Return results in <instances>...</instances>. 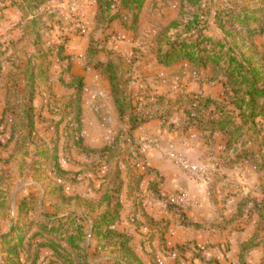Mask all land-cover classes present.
Segmentation results:
<instances>
[{"label": "rangeland", "instance_id": "374dc122", "mask_svg": "<svg viewBox=\"0 0 264 264\" xmlns=\"http://www.w3.org/2000/svg\"><path fill=\"white\" fill-rule=\"evenodd\" d=\"M11 1L6 0L5 3L0 4V10L5 8L0 11V56L3 57L5 52L6 58H11L15 52L19 53V45H16V42L21 41V54H18V60L24 64L16 65L17 72L6 64L3 71L4 78H0V121L2 117L4 118L0 125V139L2 138L0 140V264L6 257L5 251L11 249L4 239L9 235L12 227H25L34 233L44 225L45 217L50 218L58 213L55 208L61 203L57 204L50 196V190L56 183L54 177L49 176L50 172L47 171L52 165L43 160L44 154L51 152L54 147L57 148L61 167L70 173L66 194L75 200L95 199L102 192L103 187L107 188L108 185L105 186L102 182L108 171L107 168L103 165L100 168L95 167L99 163V149H105L116 135L121 136L123 125L118 120L111 102L110 85L106 79L101 78L95 68L100 64L105 65L115 61L121 66V73L130 71L132 73L124 81H129L128 93L134 96V103L138 105L139 112L145 111L146 114L151 115L160 112L159 115L161 114L164 120L161 122L166 133L163 139V144L166 145L162 154L164 161L181 172L165 157L171 152L176 158L184 156L195 164L213 166L223 173L212 178L211 183L206 187L209 191L207 203H200L199 208L191 209L185 214L168 205L169 199L176 195H184L192 199L184 193L171 194L163 199L158 196L166 209L154 204L148 211V205L141 203L139 211V208L128 210L124 217L129 222L127 228L134 235L135 250L146 261L153 251L148 244H145L146 238L152 233V228L138 226L139 221L133 217L134 210L139 212L136 216L137 218L139 216L143 222H147L150 216L158 221H168L169 219L162 220V218L168 217L166 214L169 211L178 216H191V219L197 222L198 228H201L194 232L195 230L185 229L176 223L172 233H168L173 250L177 252L178 248L182 250H179L182 254L180 259L178 258L180 264H190L191 254L198 255L194 248L189 247L191 243L199 247L200 253H203L201 257L207 262L216 258L221 264H264V222L263 230H259L257 216L253 218L248 210L239 215L236 210V206L246 199L264 203V170L261 173L254 171L255 165L250 162L240 163L235 169L229 167V158L234 157V149H238L237 153L255 152L264 164V148H262L264 129H257L262 132L260 135L253 133L245 135L243 140L245 146L232 143L227 148L225 137H217L213 144L208 143L195 127L187 130L190 119L184 114L188 108L185 103L199 95L223 100L226 80L222 77L220 81L208 85L205 83L207 76L195 78L186 62L171 68H163L157 64L159 49L161 48L163 53L168 50L166 43L168 38L173 43L175 40L182 41L187 37L184 25L191 20V15L198 14L204 22H207L204 36L214 43H223L225 37L207 15L209 11L213 13L219 10L226 4L225 2L236 3L241 8L258 10L264 5L257 7L251 4L250 0H203L200 7L193 10L186 0H149L140 16L137 34H133L126 31L120 22H115L110 28L98 25L97 20L100 21V18H98L97 0H51L37 10L34 9L35 3H29L32 0H18L17 4L20 7H12ZM177 23L180 24L175 28L174 24ZM78 27H85L87 35L82 36ZM228 30L231 32L230 26ZM227 39L234 42L232 38ZM254 41L264 52V34ZM29 59L32 60L31 68L39 77L38 82L33 84L36 91L32 104L29 103V86L25 80L23 81L20 73L21 70L25 73V63H28ZM66 60L67 62L69 60V63L64 64ZM71 61L73 76L83 77L86 82L84 137L86 143L95 151L94 155L86 153L88 150L86 147L80 149L67 140L62 133L63 127L56 131L54 128L50 129L51 125L47 123L61 120L63 107L71 96V93L60 84L64 70ZM15 74L18 75L17 87L20 95L5 96L6 90L7 93L12 92L10 88ZM64 79L66 83L69 82L68 77L65 76ZM157 97L163 99L161 106L156 101ZM180 99L183 100L184 105L177 104ZM4 104L7 110H4ZM22 105V109H18ZM29 108L34 110L35 128L31 136L29 128L31 119L29 116L26 118L24 114ZM15 109H18V122L8 121L15 115L13 112ZM12 132L18 134V143L15 138L7 145ZM147 134L151 135V130L141 129L135 134L136 136L134 135L135 142L142 146V152L145 151V145L141 139ZM120 144L126 151L131 150L128 138L120 140ZM152 144L160 145L159 142ZM67 148L70 150L68 151ZM136 161L135 164H138L141 170L143 163ZM94 172H97V175ZM151 174L155 177L153 172ZM131 180L130 177H123L127 185L135 179ZM112 182L114 179L111 180ZM141 195L146 199L142 191ZM22 205L25 206L23 211ZM75 206L76 204L73 203L59 214L71 212L76 209ZM167 215L170 216L169 213ZM141 231H145L144 236L138 234ZM256 233L257 237L254 238ZM242 244H247V247L243 249V257H240L238 247ZM162 247H164L163 242L155 243L156 250H159L158 257L159 254H164ZM170 250L165 247V254H170ZM165 254L166 258L162 257L164 262L173 264L172 258ZM89 256L92 262L99 264H113L116 258L111 253L96 254L94 243L89 250ZM51 258L52 254L45 251L41 257L42 264H54L53 262L59 264L56 259L52 258L51 261Z\"/></svg>", "mask_w": 264, "mask_h": 264}, {"label": "trees", "instance_id": "16d2710c", "mask_svg": "<svg viewBox=\"0 0 264 264\" xmlns=\"http://www.w3.org/2000/svg\"><path fill=\"white\" fill-rule=\"evenodd\" d=\"M5 1L2 0L0 4ZM50 1L32 0L29 3H35L34 9L37 10ZM148 2L149 0H97L98 18H100V21L97 20V24L110 28L115 22H120L126 31L137 34L140 16ZM186 2L194 10L200 7L203 0H186ZM17 3L18 0H12V7H20ZM225 3L219 10L213 13L209 11L207 14L224 35L223 43H214L204 36L207 22H204L198 14H193L191 20L184 25L187 37L182 41L175 40L173 43L168 38V42H166L168 50L163 53L161 48L159 49L157 64L163 68H171L186 62L191 67V73L195 78L207 76L205 83L208 85L220 81L222 77L226 80L223 100L195 96L193 100H188L185 103L188 108L184 114L190 119L187 130L195 127L208 143H213L214 137L221 135L225 137L226 146L229 148L232 143L237 146H245L246 143L243 142L245 135L250 133L260 135L262 132L257 129H264V52L262 47H259L254 41L264 34V7L261 6L264 5V0H250L251 4H255L257 7L261 6L259 10L241 8L236 3ZM179 24H174L175 28H178ZM229 26L231 32L228 30ZM227 38H232L234 42L232 43ZM16 45H19V53L15 52L13 57L6 58L5 52H3V57L6 59L0 61L1 79L4 78L5 64H9L16 72L18 71L16 65L24 64L18 60V54H21V41H17ZM65 63H69V60L68 62L66 60ZM31 66L32 60L29 59L28 63H25V73H23L24 70L23 72L21 70L20 73H22L23 81L25 80L29 86V88L27 87L30 90L29 103L32 104L36 91L33 84L38 82L39 77L35 75ZM120 67L115 61L105 65L100 64L98 68H95L101 78L106 79L110 85L111 100L117 118L123 125L121 136L116 135L105 149H99V153L96 152L99 155V163L95 167L100 168L103 165L108 170L102 179L103 184L108 185L107 188H102L99 198H88L86 201L81 198L75 200L66 194L65 189L70 173L61 167L57 148L54 147L51 152L44 154L43 160L52 165L47 171L50 172L49 176L54 177L56 183L50 190V196L57 204L61 203L55 208L58 213L50 218L45 217L44 225L34 233L25 227H12L11 232L4 239L11 249L5 251L6 257L1 264H42L41 257L45 251L50 252L52 258L56 259L59 264H99L92 262L89 256V250L93 243L96 254L111 253L116 257L113 264H158L153 255L149 256L146 261L137 254L133 247V239L120 230V224L125 213L130 209H136L142 201L141 184L147 177L145 173H139V166L135 164L138 160L145 167L142 146L135 142L134 135L143 126L154 121L162 122L164 120L161 114L159 115L160 112L153 115L146 114L143 110V112H139L138 105L134 103V96L128 93L129 81H124L132 73L131 71L121 73ZM65 69L60 84L71 93V96L63 107L61 120L47 123L51 125L50 129L54 128L56 131L63 127L62 133L67 140L80 149L87 148L86 153L94 155L95 151L86 143L84 137L85 79L73 76L72 61ZM65 76L69 78L68 83L65 82ZM17 78L18 75L15 74L10 88L12 92H8L6 96L18 97L20 95ZM156 101L161 106L163 99L157 97ZM177 104L184 105V102L180 99ZM22 107L23 105L18 109H22ZM5 109L7 110L4 104ZM18 109L13 111L15 115L8 121L18 122ZM24 114L26 118L29 116L31 119L29 123L31 136L35 128L33 108L24 111ZM3 119L2 117L0 125ZM9 137L7 145L15 138L18 143V134L12 132ZM125 138H128L131 144L130 151H126L120 144V140ZM136 145L140 146L136 147ZM66 146L68 147L67 143ZM262 148H264V143ZM7 149L6 147L5 150L7 151ZM67 150L70 149L67 148ZM245 153L240 151L235 157L229 158L230 169L237 168L240 163L250 162L256 167L253 170L261 173L264 170L262 159L255 152L246 151ZM94 173L97 175V172ZM123 177L135 180L127 185L123 181ZM113 179L114 182L111 183ZM73 203L76 204L75 210L59 214L65 207L69 208ZM24 208L25 206L22 211ZM247 210L253 218L257 216L258 229L263 230L264 203L246 199L237 205L239 215ZM181 217L182 224L190 226L188 220L184 216ZM256 237L257 233L254 235V238ZM245 247L247 244L238 247L240 257H243ZM195 251L198 252V255L193 256L189 261L190 264H221L216 258L207 262L201 257L203 253H200L201 250L197 246H195ZM53 263L55 264V262Z\"/></svg>", "mask_w": 264, "mask_h": 264}, {"label": "crops", "instance_id": "0c3cea01", "mask_svg": "<svg viewBox=\"0 0 264 264\" xmlns=\"http://www.w3.org/2000/svg\"><path fill=\"white\" fill-rule=\"evenodd\" d=\"M5 59H6L5 57L0 56V61L5 60ZM6 95H7V92H5V96ZM110 97H111V93H110ZM111 102H112V100H111ZM112 105H113V103H112ZM113 107H114V105H113ZM84 119H85V111H84ZM161 125H162L161 121H154V122L149 123V124L142 127V130H144V131L151 130L152 134L151 135L147 134L144 136L143 139H141V142L144 143V145H145V151L143 152L144 154L142 153V155L144 157V166L145 167H143L139 171V173H141V174L145 173L147 175V177L144 180L143 185L141 186V191L144 194V197L146 199H144L142 197V201L140 202V204L144 203L145 205H148V211L151 209L149 207L153 206L154 204H156L157 206H159L162 209L163 208L166 209V206L164 205L163 201L161 202V199H163L166 196L168 197V195L170 196L171 194H176V193H184V194H187L188 196H190L192 199L198 200L200 203H204V202L207 203V201L209 200V197H208L209 191H207L206 187L209 185V183L207 185H201L194 178H192V177L190 178L186 175H183L181 172L175 170L173 168V165H171L169 162L164 161L162 154L164 153L163 151H164V148H166V145L163 144V139L166 137V133H165V131ZM217 137H223V136H221V135L215 136L213 143L215 142ZM196 138H198V136H196ZM151 140H153V141L150 142ZM156 142H159L160 145L156 146L155 144H152V143H156ZM202 148H206V147L202 146ZM152 172L154 173L155 177H153V175L151 174ZM220 173H222V171L220 172V170H218V174H220ZM152 187L155 190H153ZM155 193H157V194H155ZM158 196H160L161 199ZM156 197L158 199H156ZM154 199L157 201H155ZM159 203H162V204H159ZM140 204L136 208V210L139 208L138 211L140 210ZM208 204H209V202H208ZM143 207H145V206H143ZM136 210H134L133 217H136L135 219H137L139 221L138 226H141V225H142V227L143 226L144 227L150 226L152 228V233L149 235V237H148L149 239L146 238L145 244H148L150 249H153V251L151 253L153 256L156 257L157 263L158 264H166L164 262V259L162 258V257H165L164 254H165V247H166V249H171V250H170V254H165V255H168V257L172 258L173 264H177V262H179L180 255H182L180 253V251H182V250H181V248H178V252H177V250L176 251L173 250L172 246L170 245L171 244L170 240L168 239V236H169L168 233H172V230H173V228H175L174 225H176V223H179L185 229H190L191 231L195 230L194 232H197L198 229H201V228H198L197 222L195 220H193V218L191 219V216H188V217L186 216L185 218L190 223V226H185L184 224H182V219H181L182 218L181 216H184V215L178 216L175 213H172L169 211H168V213L170 214V216L167 215L168 214L167 213L166 216H168V217L162 218V220L163 219H169L168 221L167 220H164L165 222L161 221V220L158 221L153 216H150V218L147 222H143V220H141L139 218V216L137 218L136 215L139 212H136ZM236 210H237V206H236ZM125 215H127V214L125 213ZM124 216L122 218V223L120 224V227L122 226L120 228V230L127 233L134 241V235H133L132 231L127 228L129 226V222H128V220H126V218ZM123 226H124V228H123ZM142 230H144V229H142ZM144 232L145 231H141L138 234L144 236ZM145 236H147V234ZM156 242L157 243L158 242L164 243V247H162L163 249L161 248V250H163L164 254L163 255L159 254L160 258L158 257V253H159L160 248L158 247L159 250L158 249L156 250V248H155ZM195 246H197V245L193 244V243H191V245H189V247L194 248V251H195ZM144 247H146V246L144 245ZM168 252H169V250H168ZM191 252L193 253V251H191ZM137 254H138V252H137ZM140 257H142V256H140ZM192 258H193V255L191 254V259Z\"/></svg>", "mask_w": 264, "mask_h": 264}, {"label": "built area", "instance_id": "2783aa9c", "mask_svg": "<svg viewBox=\"0 0 264 264\" xmlns=\"http://www.w3.org/2000/svg\"><path fill=\"white\" fill-rule=\"evenodd\" d=\"M78 30L82 36L87 35V30L85 27H78ZM165 157H167V159L171 161L181 172L189 177L194 178L201 185H207L211 182L212 178L218 174L217 168L213 166H200L184 156L176 158L173 153L168 152ZM168 205L182 214H185L187 211L199 208L201 206L199 201L190 199L184 195H176L171 197L169 199Z\"/></svg>", "mask_w": 264, "mask_h": 264}, {"label": "water", "instance_id": "95a60500", "mask_svg": "<svg viewBox=\"0 0 264 264\" xmlns=\"http://www.w3.org/2000/svg\"><path fill=\"white\" fill-rule=\"evenodd\" d=\"M237 151H238V149H234V152H233L234 157L236 156Z\"/></svg>", "mask_w": 264, "mask_h": 264}]
</instances>
